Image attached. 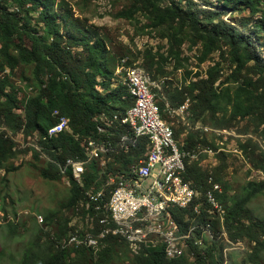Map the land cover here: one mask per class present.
Here are the masks:
<instances>
[{"label":"trees","instance_id":"obj_1","mask_svg":"<svg viewBox=\"0 0 264 264\" xmlns=\"http://www.w3.org/2000/svg\"><path fill=\"white\" fill-rule=\"evenodd\" d=\"M81 1L89 6L96 0ZM217 1L221 7L210 0H129L114 18L137 21L136 16L141 15L146 20L143 28L147 33L167 41V46L159 45L156 51L147 47L136 57L129 47L122 52L113 51L111 38L93 26L80 24L66 0H0V73L9 71L0 77V171L18 170L11 161L18 154L14 138L20 133L26 140L38 137L39 149L30 148L33 165L48 182L65 178L60 166L67 160H88L87 143L111 141L115 148L104 171L95 159L88 162L84 188L67 173V202L60 211L44 215V226L38 224V234L18 264H226L227 261L229 264L224 251L228 246L220 240H210L205 247L195 248L196 259L192 262L184 257L168 259L163 244L152 241L140 243L141 250L135 254L128 241L114 235L100 240L97 254L87 246H69V233L73 229L63 210L81 208L88 218V228L83 233L78 231L81 238L89 233L99 234L105 227L100 221L108 214L94 211L95 204L87 203L85 190L102 189L106 193L114 188L107 186L110 176L125 174L144 159L147 151L144 139L128 152L118 145L124 135L133 137L130 127L122 123L127 111L135 105L117 73L125 57H130L132 63L141 58L140 66H131L146 71L153 82L162 85L161 90L154 91L161 93L158 106L163 120L170 123L166 112L189 102L190 128L187 127L182 143L178 141L181 132L173 128L180 150L198 157L200 151L208 149L217 155L218 165L213 170L200 165L204 154L199 155V160L187 159L184 176L203 194L210 189L209 177H213L214 186L223 187L218 199L226 209L224 222L219 217L212 219L204 198L193 204L200 203L198 215L194 206L187 210L171 208L174 221L185 229L194 224L200 227L211 224L216 235L225 230L232 243L247 242L248 259L259 264L256 262L264 253V221H254L248 206L264 193V182H249L241 193L232 195L226 179L229 164L225 154L217 153L215 139L211 141L196 127L201 124L214 130L232 131L240 121H249L253 131L247 129L242 135L251 137L237 140L238 147L250 170L264 175V147L256 139L264 144V43L261 42L264 0H234V5L233 0ZM228 12H247L249 19H244L242 25L230 23L225 20ZM186 44L189 51L197 50L198 69L212 61L214 54L218 53L219 59L204 72L189 70L190 57L184 56L183 49ZM171 63L173 71L185 72L180 85L169 80L171 73L166 66ZM225 65L230 73L225 72ZM16 72L26 83L20 82L19 87L28 89L29 95L22 94L12 81ZM57 110L70 120L71 132L48 138V130L57 123L53 115ZM188 217H193L192 223L184 222ZM19 226L11 223V232H18ZM51 226L57 227L55 233L46 230Z\"/></svg>","mask_w":264,"mask_h":264},{"label":"rangeland","instance_id":"obj_2","mask_svg":"<svg viewBox=\"0 0 264 264\" xmlns=\"http://www.w3.org/2000/svg\"><path fill=\"white\" fill-rule=\"evenodd\" d=\"M66 1L73 8L75 18L79 19L80 24L86 23L89 26H93L111 38L110 48L113 51L122 52L126 47H129L136 57H140L139 53L147 47H151L156 51L159 45L167 46L166 40L161 41L154 34L151 36L147 33V30L143 28L146 20L141 15L136 16L138 22L114 18L116 13L128 5L129 0H96L89 6H84L81 0ZM210 1L214 5L222 6L217 0ZM234 4L235 1L232 5ZM9 9L11 11L14 10L11 7ZM58 12L63 14L62 9H58ZM226 18L225 20L227 22L231 23L235 21L236 24L242 25L244 19H249V15L247 12H234L233 14L228 12ZM261 42L264 43V33L261 34ZM183 49L184 56L190 57L188 69L194 70L195 72L206 71L208 67L219 59L218 53L214 54L212 61L203 64L198 69L195 59L197 50L189 51L187 44L184 45ZM123 59H128L129 65L140 66L142 63L141 58H138V61L135 63H132L130 57ZM166 71L171 73L169 80H172L175 85H180L184 81V70L173 71L172 63L166 66ZM225 72L230 73L228 65H225ZM12 81L22 94H30L28 89L26 91L24 88L19 87L20 82L26 84L21 79L20 72H16L12 76ZM117 83L115 82L116 85ZM153 83L154 87L153 89L151 88V91L156 95L155 102L159 104L162 101L161 93L154 91V89L161 90L162 85L159 82ZM166 116L170 123L165 120L163 121L167 122L172 128L177 129L178 132H181L178 141L182 143L186 138L187 129L190 128V124L187 121L184 122L183 118L173 112H166ZM196 129H202L211 141L215 139L216 146L219 149L217 153L225 154L227 163L229 164L226 179L232 189V195L241 193L242 189L249 182H255L257 184L264 182V175L250 170L248 161H246L238 147L237 140H244L243 138L251 137V135H242L247 129L250 132L253 131V127L249 121H240L232 131L214 130L211 127L202 126L201 124ZM14 139L18 144V154L11 161V165L17 167L18 170L11 171L10 173L0 171V264H18L24 254V250L38 234L37 227L40 226H38L39 222L36 223L37 215H43L42 217L45 218L44 215L48 213L60 211L61 206L67 202L69 197V181L66 177L56 182L45 181L40 177L38 168L33 165V152L30 148L34 147L35 149H39L38 137H32L26 140L20 133ZM256 139L260 141V146L264 147L263 142L258 138ZM200 154H204L202 155L204 160L200 164L204 168L213 170L218 165L216 153L208 149L200 151L197 159H191L190 161L199 160ZM44 160L45 158H43ZM248 209L254 221H264V193L254 199L248 206ZM62 214L65 218L68 217L71 219L70 227H72L73 231L78 230L79 233H83L89 226L87 218L82 213L81 208L78 211L63 210ZM13 222L20 225L16 233L11 232L12 229L10 226ZM220 222L223 223L224 219ZM46 230L55 233L57 227H46ZM227 241L229 244L225 253L229 264H254L253 261L248 259V249L250 247L248 248V245H246L248 244L247 242H241L242 246L240 247L235 243L236 245L234 247L229 239ZM128 257L130 258L132 255L128 253ZM256 263H264V253L262 258H259ZM121 264L127 263L123 262Z\"/></svg>","mask_w":264,"mask_h":264},{"label":"built area","instance_id":"obj_3","mask_svg":"<svg viewBox=\"0 0 264 264\" xmlns=\"http://www.w3.org/2000/svg\"><path fill=\"white\" fill-rule=\"evenodd\" d=\"M225 19H227L225 17ZM9 74V71L0 73V77ZM118 76L124 84L125 79H132V82H139L142 93V105L139 110H132L127 120L133 126V141H126L124 135L118 142L123 151H130L132 147L137 146L140 139L147 143H154V152L151 157L133 165L123 176V184L106 190L103 194H93V201H99V207L111 210L113 215L123 219H133L135 216H142V224L131 226V230H142L145 226V219L151 215H159V212L165 205L168 196L161 192V184L168 178V174L174 168H187L186 160L193 158V152L181 151L170 134V129L160 125L156 119L157 103L150 96L148 88L142 83V75H139L134 69L126 68V64L121 61L118 69ZM131 95V89H128ZM189 108L187 101L180 108L179 114L186 115ZM57 118V123L52 126L48 132V138H55L67 132H71L70 123L63 121L62 117L53 114ZM87 157L95 158L100 163V169L106 168V163L111 162L109 154L115 152L111 141L99 143H87ZM189 160V161H190ZM88 160L80 161L69 159L60 167L68 169L71 176L80 180V187L85 186L84 176L87 172ZM208 183L210 189L201 193L189 182L180 181L175 186L173 194L177 195L176 207L179 210H187L194 206L196 201L204 198L207 205L206 211L212 214H218L220 211H226L224 205L218 199V195L223 193L222 186L213 185V177H209ZM90 194V190H85ZM108 193V194H107ZM174 208V209H175ZM194 213L200 211V203L193 207ZM185 223H192L193 217H188ZM76 236V235H75ZM210 240H220L228 246L227 233L220 231L217 235L213 231V226L202 225L196 233H189V227L185 229L176 221L170 229V236L159 238V242L167 244V251H177V254L195 261V248H203ZM241 243V242H239ZM226 251V248L225 250ZM165 253V252H164Z\"/></svg>","mask_w":264,"mask_h":264},{"label":"bare ground","instance_id":"obj_4","mask_svg":"<svg viewBox=\"0 0 264 264\" xmlns=\"http://www.w3.org/2000/svg\"><path fill=\"white\" fill-rule=\"evenodd\" d=\"M121 61L126 64V68H132L139 75H142V83L144 84L145 87L148 88V91L150 92V96L156 99V95L153 93V91H151V88L153 89L154 87V83L152 82L150 75L146 71L142 70L141 68L133 67L129 65L128 59H122ZM123 85L127 89H131L132 91L131 96L135 99V105L127 111L126 116L124 120L122 121V123L130 127V129L133 131L132 123H130V121L127 119L131 115L132 110H139V108L142 105L141 87H139V82H132V79H125ZM187 111L188 110H186V115L179 114L180 109L173 111V113L183 118L184 122H186L188 114L189 113L191 114V112H187ZM54 114L62 117L63 121L70 123V120L67 117L63 116L61 112H59L58 110L55 111ZM156 119L160 121L161 126L165 127L166 129H170L171 137L173 138V141H175L178 146V142L175 140L173 128L168 123L164 122L163 119L161 118L160 108L158 104L156 108ZM126 141H133V137L130 138L126 136ZM89 143H96V142L91 141ZM153 152H154V143H147L146 154L144 156V159L140 162H144V160L151 157ZM195 158H197V155L196 156L193 155V159ZM93 159L95 158H88V162H90ZM140 162L137 161L133 165H138ZM132 166L130 168H132ZM186 169L187 168H174L171 170V173L168 174V178L161 184V192L163 194H166V196H168L166 199L165 205L162 208V210L159 212V215H151L148 217V219H145L146 227L142 230H131V226H139L140 224H142V216H135L133 219H123L121 217H117V215H113L111 210L109 209H102V207H99V201H93V194H103L104 190L101 189L100 191H96L94 188H91L90 194H87V197L89 198L87 203H89V205L95 204V210L94 209L93 210L96 211L97 213L104 212V214H108L107 217L103 218L100 221L105 227H103V229L100 231L99 234L94 235V234L89 233L86 235L84 239L78 235V230L70 231L69 246L77 247V248L87 246L89 248H92L94 250V253L97 254L100 250V240L105 239L108 235H114L118 237L120 236L124 238L126 241H128L130 243V246L133 252L135 254H138V252L141 250L140 243L144 241H152L154 243H157L159 242V238L169 237L170 229H172L173 223L175 222L173 219V215L170 212V209L173 207H176V202H177V195L173 194V190L175 186L178 184L179 180L186 181L185 176H184ZM62 172L63 174H65V177H68L67 176V173H69L68 169H62ZM75 180L80 184L79 179H75ZM122 184H123V176L121 175L112 176V177L110 176L107 186L114 185L115 187V186L122 185ZM209 213L212 216V219H216V217H219L218 214H212L211 212ZM196 214L198 215L200 214V212ZM224 217H225L224 211H220V217H219L220 221L223 220ZM37 220L41 225L44 223V218L41 215H37ZM87 221L89 222L88 218H87ZM195 222L196 221H194V223ZM207 226H211V224H208ZM199 228H201L199 225L196 226L194 224V227L192 226L189 228V233H196ZM227 240H228V236H227ZM157 244H163L164 251L168 259L173 260V259H178V258L183 257L177 254V251H167V244H164V243H157ZM231 244L234 247L236 245L235 243H231ZM237 244L239 247L242 246V244L239 242ZM127 264H130V263H127Z\"/></svg>","mask_w":264,"mask_h":264}]
</instances>
